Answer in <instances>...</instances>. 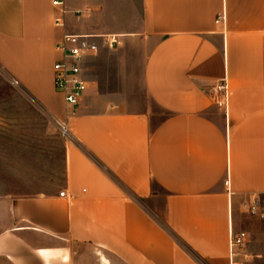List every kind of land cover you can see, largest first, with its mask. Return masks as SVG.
Segmentation results:
<instances>
[{
    "label": "crops",
    "instance_id": "crops-1",
    "mask_svg": "<svg viewBox=\"0 0 264 264\" xmlns=\"http://www.w3.org/2000/svg\"><path fill=\"white\" fill-rule=\"evenodd\" d=\"M51 2L0 0V69L54 131V43L116 44L83 62L58 177L0 186V264H228L230 227L264 264V0H140L134 26L132 0H64L62 28Z\"/></svg>",
    "mask_w": 264,
    "mask_h": 264
},
{
    "label": "rangeland",
    "instance_id": "rangeland-1",
    "mask_svg": "<svg viewBox=\"0 0 264 264\" xmlns=\"http://www.w3.org/2000/svg\"><path fill=\"white\" fill-rule=\"evenodd\" d=\"M123 5L127 8L129 2ZM139 9L140 0H132L133 26ZM2 72L0 69V186L19 193L48 187L52 174L58 177V167L53 162L58 152V133L21 95L19 84H11ZM130 95L136 96L138 105L144 98L140 85ZM44 172L52 174L44 176Z\"/></svg>",
    "mask_w": 264,
    "mask_h": 264
},
{
    "label": "built area",
    "instance_id": "built-area-1",
    "mask_svg": "<svg viewBox=\"0 0 264 264\" xmlns=\"http://www.w3.org/2000/svg\"><path fill=\"white\" fill-rule=\"evenodd\" d=\"M52 5L57 9V15L53 19L55 27L62 28L65 23L66 7L64 0H52ZM222 19L218 15L215 23ZM102 39V43L108 47H113L116 44L115 37L111 35L98 36ZM95 37L90 34H76L64 32L59 40L54 43L55 50L59 53V58L53 62L52 81L54 90L63 99L67 107L66 116L64 118H55L56 132L65 140L73 139V133L70 129L69 118L73 116L78 105L80 104L83 92L87 87L83 72V62L89 56H94L99 51V46ZM11 84H19L16 80H10ZM227 85L225 80L220 81L214 86L210 92L212 94L226 96ZM221 104V101L217 102ZM63 195V192H60ZM259 203V198L255 199L249 207V212L254 214ZM227 248H228V264H242L239 260L243 246L247 241V234L243 231L234 232L231 227L228 229Z\"/></svg>",
    "mask_w": 264,
    "mask_h": 264
}]
</instances>
